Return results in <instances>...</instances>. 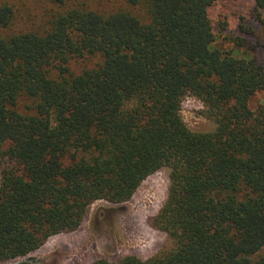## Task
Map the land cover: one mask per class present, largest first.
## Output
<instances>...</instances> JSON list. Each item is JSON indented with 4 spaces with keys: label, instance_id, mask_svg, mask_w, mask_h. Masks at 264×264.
I'll return each mask as SVG.
<instances>
[{
    "label": "trees",
    "instance_id": "obj_1",
    "mask_svg": "<svg viewBox=\"0 0 264 264\" xmlns=\"http://www.w3.org/2000/svg\"><path fill=\"white\" fill-rule=\"evenodd\" d=\"M216 1L48 0L45 26L14 29L15 3L0 0V263L77 230L96 200H130L167 167L153 225L172 246L90 264H264V103L251 106L264 67L217 45ZM188 94L213 131L186 124Z\"/></svg>",
    "mask_w": 264,
    "mask_h": 264
},
{
    "label": "rangeland",
    "instance_id": "obj_2",
    "mask_svg": "<svg viewBox=\"0 0 264 264\" xmlns=\"http://www.w3.org/2000/svg\"><path fill=\"white\" fill-rule=\"evenodd\" d=\"M12 1L18 14L14 29H38L46 25L51 8L48 0ZM210 16L219 47L239 55L249 52L264 67V9L257 8L256 0H217ZM99 61V57L74 59L70 67L79 73ZM30 103L22 98L18 106L28 111ZM262 103L264 90L252 98L251 106L256 108ZM205 110L204 102L192 94L182 102L184 121L194 131L215 129ZM169 186L170 169L165 167L147 177L130 200L122 203L96 200L77 230L53 235L29 255L0 264H90L99 258L119 261L127 255L151 258L173 244L164 231L153 225L167 200Z\"/></svg>",
    "mask_w": 264,
    "mask_h": 264
}]
</instances>
